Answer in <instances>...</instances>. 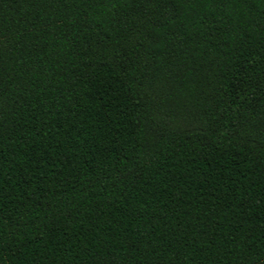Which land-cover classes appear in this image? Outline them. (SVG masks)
I'll return each mask as SVG.
<instances>
[{"label": "trees", "instance_id": "1", "mask_svg": "<svg viewBox=\"0 0 264 264\" xmlns=\"http://www.w3.org/2000/svg\"><path fill=\"white\" fill-rule=\"evenodd\" d=\"M0 264H264V0H0Z\"/></svg>", "mask_w": 264, "mask_h": 264}]
</instances>
